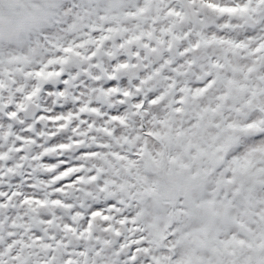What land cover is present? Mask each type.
Returning a JSON list of instances; mask_svg holds the SVG:
<instances>
[{"label": "clouds", "instance_id": "1", "mask_svg": "<svg viewBox=\"0 0 264 264\" xmlns=\"http://www.w3.org/2000/svg\"><path fill=\"white\" fill-rule=\"evenodd\" d=\"M0 264H264V0H0Z\"/></svg>", "mask_w": 264, "mask_h": 264}]
</instances>
